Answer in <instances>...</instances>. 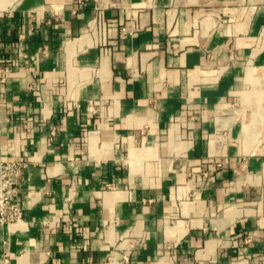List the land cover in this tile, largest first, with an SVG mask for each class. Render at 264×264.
I'll use <instances>...</instances> for the list:
<instances>
[{
	"label": "crops",
	"instance_id": "crops-1",
	"mask_svg": "<svg viewBox=\"0 0 264 264\" xmlns=\"http://www.w3.org/2000/svg\"><path fill=\"white\" fill-rule=\"evenodd\" d=\"M84 1L0 0V264H264V0Z\"/></svg>",
	"mask_w": 264,
	"mask_h": 264
},
{
	"label": "built area",
	"instance_id": "built-area-1",
	"mask_svg": "<svg viewBox=\"0 0 264 264\" xmlns=\"http://www.w3.org/2000/svg\"><path fill=\"white\" fill-rule=\"evenodd\" d=\"M85 5L84 0H74L71 15L76 16ZM100 20V18H99ZM100 21H98V24ZM137 31L135 26H122L119 29V38L126 39ZM232 58V57H231ZM7 68H0V74H7ZM96 103H88L87 110L92 111ZM222 163H215L214 168L207 167L199 173L198 181H203ZM27 161L22 157H17L11 161H0V227L14 224L23 220V208L20 203L14 201L19 192V188L25 179L27 171ZM6 262V259L4 260Z\"/></svg>",
	"mask_w": 264,
	"mask_h": 264
}]
</instances>
